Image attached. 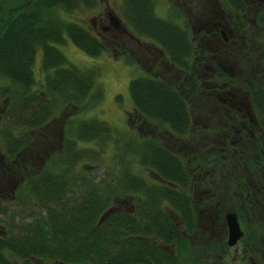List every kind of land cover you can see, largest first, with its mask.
Segmentation results:
<instances>
[{"label":"trees","instance_id":"obj_1","mask_svg":"<svg viewBox=\"0 0 264 264\" xmlns=\"http://www.w3.org/2000/svg\"><path fill=\"white\" fill-rule=\"evenodd\" d=\"M220 1L232 24L244 18L246 0ZM96 2L0 0L4 162L10 175L17 156L30 148V168L16 170L21 177L13 201L19 207L26 200L37 211L28 222L8 221L6 233L0 234V264H14L11 258L22 264H32L33 259L60 264H181L176 249L198 227V209L221 218L225 211L236 212L244 230L241 250L247 256L259 254L264 248V142L258 134L242 142L234 139L229 114L235 111L216 91L225 83L240 86L264 130V11L258 9L252 25L237 23L236 37L227 42L229 50H209L202 35L191 36L180 15L179 22L158 16L152 0H123L130 30L161 49L169 73L180 76L179 83L156 75L132 77L130 119L167 133L164 138L179 144L176 150L142 132L117 134L99 112L88 115L99 110L104 96L102 69L74 64L58 45L69 39L93 58L105 51L102 39L70 18ZM226 51L241 64L257 59L259 69L237 77L225 73L221 64L230 63L223 61ZM127 55L131 59L132 54ZM37 56L41 80L34 70ZM208 61L228 79L210 86L203 82L196 72ZM57 111L62 127L55 135L48 126ZM111 141L118 144L114 175L96 182L86 167L78 165L95 161ZM88 143L97 148L84 145ZM238 147L241 151H236ZM37 155L43 160L34 167ZM135 164L148 169L153 179L133 171ZM208 177L211 191L204 194L198 183ZM192 191L201 192L200 197L192 196ZM126 203L130 206L124 207ZM216 247L220 251L226 245L215 241L209 249Z\"/></svg>","mask_w":264,"mask_h":264},{"label":"rangeland","instance_id":"obj_2","mask_svg":"<svg viewBox=\"0 0 264 264\" xmlns=\"http://www.w3.org/2000/svg\"><path fill=\"white\" fill-rule=\"evenodd\" d=\"M208 1L209 0H152L155 13L158 16L163 18H171L179 22L177 16L180 15V21H182V18L186 19L191 36L196 38V34L203 36L205 29H208L211 25L213 26L214 21L222 23L224 28L223 32L226 34V36L234 38L236 37V26H238L237 23L243 21L252 25L255 23V16L258 12V9L264 11V0H246L247 8L244 18L242 20L240 19L237 23L232 24L230 21H228L230 19V15L228 14V12L222 10L220 6V0H212L214 1L212 8L211 3H207ZM122 3L123 0H97L95 6L91 8H85L71 14L70 18L81 22L84 27H86L91 33H93L99 39H102L101 41H104V43H106L107 48L98 58H93L85 54L69 39H66L62 45H58V48L67 56V58L71 62L76 65H79L81 67H89L95 64L100 66L102 69L101 82L104 87V96L102 102L100 103L99 110H97L96 113H88V115H96L99 112L100 115L98 117L107 121L114 128L117 134L134 135L142 132L145 136L148 135L149 137H152L154 139L157 138L161 143L170 144L173 149L177 150L179 149V144L177 142L175 144L172 143L174 144L172 146V144L169 142V139L164 138L165 134L166 136H168L167 133H162V131L160 132V130L158 129L154 130L150 127H144L142 126L141 121L139 122L138 120L137 122L134 119H130L133 111V106L128 92V83L132 77L138 75H156L160 77L170 78L172 81L179 83L177 77L180 76H177L175 72L169 73L170 69H168V67L170 66V64L166 55L161 49H159L154 43H152L150 39L146 37L139 38L135 36L133 32H130V34H132L137 40L135 39L134 41H129L128 39H126L123 43L118 42L117 45H113L112 47L108 44L106 37L109 34L101 29V25L107 23V12H109L111 15L118 16L122 23L126 24L123 17ZM212 12H214L215 17L212 18L207 24L206 19H203V17H212ZM63 15L65 16V14ZM94 23L97 26L96 28H93ZM201 24H203V26H200ZM96 30H98V33H100V35ZM217 33L220 38L221 33L219 31H217ZM209 38H211V36H207L208 40ZM230 38H228L229 43L232 42ZM228 41H225V44L223 45H221V41L216 42L215 45L213 41H208L207 47H211L212 49L216 47H222L229 50L230 45L229 43L227 44ZM257 41H259V39H255V41L252 40V42H254L255 44ZM128 52L132 54L131 59L129 58V55H127ZM242 52L243 51L233 53V55L237 57L239 53ZM224 53V57H222L224 58L223 61H229L230 63H222L221 69L225 70V73L228 72L231 75L234 74V77H237L240 74L243 75L247 72L257 70L260 67L258 65L257 59L253 62L251 61L249 63L246 62L244 64H241L236 59L233 60L231 58L232 54H230L229 51H226ZM38 60L39 56L36 57L34 70L36 73V78L41 80L42 73L39 70ZM213 63L215 66V62ZM212 66L213 64L210 65L208 61L207 64H203L201 65V67H198L196 73L200 76L203 82L207 81V85L210 86L212 82L220 84L228 79L227 75L224 72L222 73V71L219 70L215 71V68H212ZM163 69H165V71ZM211 69H214V71H212ZM168 75L172 76L169 77ZM224 89H228V87H224L222 91H225ZM222 91L217 90L216 94H219V96L223 98L227 97V94L222 93ZM231 92L236 94L237 92L239 94L241 93L235 87L231 90ZM241 95L245 96V93L242 91ZM0 112H2L1 101ZM61 115L62 114L60 113V111H57L55 119L48 126L50 132L55 135L59 134L62 127ZM229 136L231 137L232 133ZM84 145H91L94 148H97V145L95 143H88ZM117 145V143L114 144V142L111 141L102 148L99 158H97L95 161L84 160L80 162L78 167H86L87 170L90 171V175L96 182L103 177H108L110 173L112 175L113 172L111 168L116 161L115 152ZM42 160L43 158L40 155H37L38 162L34 163L33 166L37 167L39 163L42 162ZM14 163L15 165L12 166V168L14 169H12L10 175H7V170L9 167L4 162L3 140L0 136V207L3 210L0 213L1 235L2 233H6L8 229V221H10L11 218H14V221L17 222H28L32 219L34 214L37 213L35 209L30 208L29 202H25L26 200L19 207L17 203L13 201L14 186L21 177V175H18L16 170L18 169V171L21 173L26 165H29V167L26 168H30V148L23 150V152L17 156V160L14 161ZM132 169L137 174L145 177L147 180L153 179V174L150 173L148 169L140 167L138 164L133 165ZM214 175L216 176V178H218L217 172H214ZM208 179L209 177L207 179L205 178L203 182L201 181V183H198L200 189L204 190V194H208L211 191L209 184L207 183ZM191 193L192 196L198 198L200 197L199 195L201 192L199 193V191H192ZM117 204L119 205V203ZM127 206H130V203L124 204V207ZM226 212L227 211H225L224 214ZM197 213L198 227L195 228L191 236L185 235L187 241H185L179 249H176V252H178V254L181 256V264H203L204 262L206 264H209V262H214V264H264V248L260 251V253L258 252L259 254L247 256L241 250L240 241H238V243H236L234 246H228L227 227L224 217L221 218L218 215L212 216V214L210 215V213H207L206 216V212H204V210L202 211V209H198ZM241 228L243 230V225H241ZM215 241H219V243L224 242L226 248H223L220 251L217 247L214 251L210 250V245H212ZM197 256L202 257L197 260ZM11 260L14 264H22L18 259L11 258ZM32 264L60 263L42 259H33Z\"/></svg>","mask_w":264,"mask_h":264},{"label":"flooded vegetation","instance_id":"obj_3","mask_svg":"<svg viewBox=\"0 0 264 264\" xmlns=\"http://www.w3.org/2000/svg\"><path fill=\"white\" fill-rule=\"evenodd\" d=\"M214 3L213 1L211 2V8L213 6ZM212 17H207L203 19H206V23L208 24V22H210V20L212 18H214V12L211 13ZM108 20L106 24L101 25V29L104 30L105 32H107L109 35L106 37L108 44L112 47L113 45H117L118 42H124V40L128 39L129 41H134L136 38L130 34V31L128 30L126 24H123L122 21L120 20V18L116 15H111L109 12L106 13ZM204 24V22H203ZM203 24H201L200 26H203ZM99 25V23H98ZM93 28H96L97 26L95 25V23L93 24ZM221 27V28H220ZM224 28L222 23L218 22V21H214L213 22V26H209L208 29H205V32L203 34V38L207 39V36H211V38H209V40L207 39L206 42L208 41H213L214 45L216 42L221 41V45H223L225 43V41H228V38H230L229 36H226V34L223 32ZM98 33V30H96ZM217 31H219L221 33V37L219 38ZM100 35V33H98ZM117 38V39H116ZM123 38V39H122ZM131 38V39H129ZM137 40V39H136ZM104 42V41H103ZM106 44V43H105ZM219 45V46H221ZM107 46V45H106ZM209 50H216V48H211L208 47ZM114 49V48H113ZM211 63V62H210ZM212 71H214V69H211ZM228 87V89H224L225 91H222L224 87ZM222 89H220L222 91V93H226L227 97H220L219 94H217V97L223 102L229 105V108H231L232 110L235 111V114H229V117H233V127L235 128V133L236 136H234V139L239 140V141H244L246 140L247 136H252L254 137L255 134L260 135L262 137V140L264 142V130L260 128V126L258 125L257 122V118L255 113L253 112V108H252V104L250 102V99L248 97V93L246 91H244L240 86H228L225 84H222V86H220ZM237 88V90L239 92L242 93V91L245 93V96L241 95V93L239 94L237 92L236 93H232L231 90L233 88ZM216 89V88H215ZM194 122V121H193ZM262 131V132H261ZM261 132V133H260ZM260 133V134H259ZM246 147V146H244ZM252 148H255V146H251V150ZM248 147H246L245 150H247ZM236 151H241V148L238 147L236 148Z\"/></svg>","mask_w":264,"mask_h":264},{"label":"water","instance_id":"obj_4","mask_svg":"<svg viewBox=\"0 0 264 264\" xmlns=\"http://www.w3.org/2000/svg\"><path fill=\"white\" fill-rule=\"evenodd\" d=\"M224 219L227 227V244L228 246H234L243 236L238 216L233 211H227L224 214Z\"/></svg>","mask_w":264,"mask_h":264}]
</instances>
